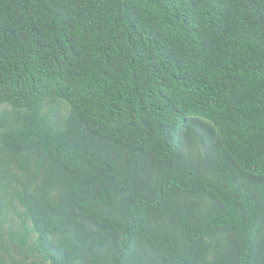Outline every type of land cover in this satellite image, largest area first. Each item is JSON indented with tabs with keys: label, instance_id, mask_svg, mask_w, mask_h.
<instances>
[{
	"label": "trees",
	"instance_id": "obj_1",
	"mask_svg": "<svg viewBox=\"0 0 264 264\" xmlns=\"http://www.w3.org/2000/svg\"><path fill=\"white\" fill-rule=\"evenodd\" d=\"M0 264H264V0H0Z\"/></svg>",
	"mask_w": 264,
	"mask_h": 264
}]
</instances>
